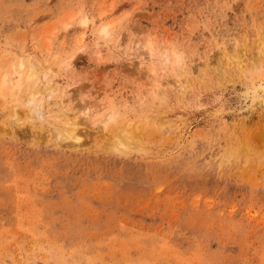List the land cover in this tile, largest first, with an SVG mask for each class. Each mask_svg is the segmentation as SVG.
Here are the masks:
<instances>
[{"label":"rangeland","instance_id":"1","mask_svg":"<svg viewBox=\"0 0 264 264\" xmlns=\"http://www.w3.org/2000/svg\"><path fill=\"white\" fill-rule=\"evenodd\" d=\"M17 74L0 264H264V0H0Z\"/></svg>","mask_w":264,"mask_h":264},{"label":"bare ground","instance_id":"2","mask_svg":"<svg viewBox=\"0 0 264 264\" xmlns=\"http://www.w3.org/2000/svg\"><path fill=\"white\" fill-rule=\"evenodd\" d=\"M85 24V23H84ZM80 42V41H79ZM143 48V47H142ZM141 60V59H140ZM139 60V61H140ZM144 60V59H143ZM69 62V61H68ZM20 63V62H19ZM70 63V62H69ZM29 65L27 70H26V81H29L31 79H34L37 77V73H38V69L36 68V66L34 65H30V64H27ZM23 64L20 63L19 64V67H22ZM69 66V64H68ZM188 70V69H187ZM196 71L193 70V75H195ZM187 72H185L184 74V71H183V75H186L187 76ZM189 74L192 75V72L190 71ZM191 77V76H190ZM177 78V76L175 77ZM19 80H20V75L17 74L16 76H12L9 78V82L6 81V78L3 77L0 81V84L1 85H4L6 84V82L12 86V89H20V84H19ZM174 86L176 85V88H179L181 87L182 85V81H176L174 82ZM247 87V86H246ZM12 89L10 91V96H13V92H12ZM47 91H49L47 89ZM51 92V91H50ZM64 92V91H63ZM67 92V91H66ZM42 92L39 91L38 94H41ZM63 94V93H62ZM245 95V98L246 96L249 98V101L250 103H253V102H258L260 104H262V106L264 107V79H260L259 81L257 82H253L251 83L246 89H245V92L244 94ZM33 96L34 94L31 92V94L29 95L28 99L26 100V103H30L33 101ZM27 97V96H26ZM13 100V99H12ZM40 107H41V101L39 102V105L36 107L35 109V115L34 116H40L41 112H40ZM111 118L113 119V117H111L110 115H106L105 119H102L100 122L102 123V125L105 127L108 120H111ZM102 126V127H103ZM103 127V128H104ZM64 139L65 140H68V141H72V142H77L79 141L80 139V134L78 133V131H76L75 129H68V130H65L64 132Z\"/></svg>","mask_w":264,"mask_h":264}]
</instances>
